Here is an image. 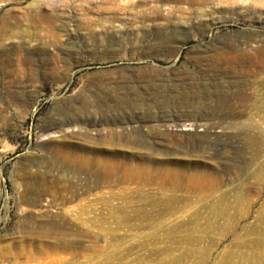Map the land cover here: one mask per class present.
<instances>
[{
	"label": "rangeland",
	"instance_id": "374dc122",
	"mask_svg": "<svg viewBox=\"0 0 264 264\" xmlns=\"http://www.w3.org/2000/svg\"><path fill=\"white\" fill-rule=\"evenodd\" d=\"M86 103L178 180L30 205ZM0 264H264V0H0Z\"/></svg>",
	"mask_w": 264,
	"mask_h": 264
},
{
	"label": "bare ground",
	"instance_id": "6f19581e",
	"mask_svg": "<svg viewBox=\"0 0 264 264\" xmlns=\"http://www.w3.org/2000/svg\"><path fill=\"white\" fill-rule=\"evenodd\" d=\"M88 106L86 103L79 111V114L83 113L87 117L86 120H81L78 115L57 125L56 132L59 133V138L50 140V157L46 160L48 171L56 170L55 175L30 171L26 164L21 166V176L36 182V187L28 184V190L35 191V197L32 198L30 205H36V202L45 196L48 197L47 204H65L70 198L75 197L76 191L80 188L86 191L94 189L99 193L94 194L97 200L110 203L113 195L117 193L162 184L169 179L173 180L171 182L178 180L181 169L174 166L173 170H170L171 168L167 167L175 165L172 160L158 159L137 148L130 150L127 148L123 152L111 142L114 138H120L130 143L136 140V137L138 145L146 146L148 142L145 137L151 136L157 140L174 137L164 124L146 126V136L139 134L133 126L131 128L122 125L119 129L113 127L89 129L88 125L82 126L83 122L87 121L91 126L100 125L101 121L105 120V113L103 111L86 113ZM93 113L98 116L97 121L93 119ZM184 117L194 118L191 113L185 114ZM63 125L67 128H63ZM104 141L107 144L102 146ZM107 194L109 195L106 196ZM59 214L67 213L63 210ZM59 214L44 215L52 220Z\"/></svg>",
	"mask_w": 264,
	"mask_h": 264
}]
</instances>
